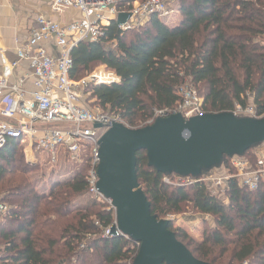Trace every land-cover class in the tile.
I'll list each match as a JSON object with an SVG mask.
<instances>
[{"label": "trees", "instance_id": "16d2710c", "mask_svg": "<svg viewBox=\"0 0 264 264\" xmlns=\"http://www.w3.org/2000/svg\"><path fill=\"white\" fill-rule=\"evenodd\" d=\"M175 1L177 24L153 16L143 27L121 32L113 23L98 42L80 43L70 53L71 79L81 80L95 65L112 70L119 83L91 86L89 97L133 129L146 127L153 110L173 107L186 81L202 99L203 114L251 104L264 117V0ZM38 169L25 161L19 142L0 150V202L8 208L0 224V264H133L138 250L130 242L102 236L113 214L89 198L87 167H56L45 192L32 178ZM136 175L157 221L181 214L185 205L212 219L201 242L168 227L194 259L264 264V187L250 192L231 180L224 203L198 182L163 183L172 175L148 167L143 151L136 154Z\"/></svg>", "mask_w": 264, "mask_h": 264}, {"label": "built area", "instance_id": "2783aa9c", "mask_svg": "<svg viewBox=\"0 0 264 264\" xmlns=\"http://www.w3.org/2000/svg\"><path fill=\"white\" fill-rule=\"evenodd\" d=\"M54 13L66 10L79 12L77 21L54 22L38 16L30 31L28 40L16 48V60L10 62L0 50V150L11 141L19 142L25 161L33 165L38 160L50 165L51 170L64 165L78 170L87 167L86 183L89 198L111 211L114 208L97 189V167L99 165V140L107 127L115 122L133 129L118 116L105 114L98 108L89 110L83 103V91L91 86H112L119 78L110 70L93 73L81 80L71 79V51L83 42L95 43L101 40L111 24L116 25L118 15L129 17L122 25H116L121 32L143 27L151 17L162 19L170 14L168 0H44ZM51 44L57 55H51L45 48ZM264 44V40H263ZM22 62L27 63L32 80V90L24 89L22 78L11 82L14 71ZM178 101L165 110H153L145 126L156 119L181 114L185 119L202 115V99L193 86L186 81L177 92ZM236 117L261 118L254 107H236ZM95 125L102 126L94 129ZM100 130H102L100 132ZM57 150H59L57 154ZM61 155V160L58 159ZM234 180L241 189L256 191L264 187V144L256 146L242 156H232L226 165L213 168L198 178L165 176L163 183L170 186H188L193 182L206 185L212 194L224 197L228 183ZM8 211L0 202V224ZM172 221L171 217L166 219ZM115 221L113 222V224ZM111 228V227H110ZM110 228L103 237L110 236ZM118 235V233H117ZM125 241L139 249V243L122 236Z\"/></svg>", "mask_w": 264, "mask_h": 264}, {"label": "water", "instance_id": "95a60500", "mask_svg": "<svg viewBox=\"0 0 264 264\" xmlns=\"http://www.w3.org/2000/svg\"><path fill=\"white\" fill-rule=\"evenodd\" d=\"M128 17L118 15L116 25ZM263 143L264 117H236L228 112L189 119L175 114L139 129L111 123L98 143L97 167V189L114 208L110 236H127L139 243L133 264H205L176 240L168 229L171 221L151 216L137 182L136 154L145 152L148 167L160 174L198 178L218 167L224 157L242 156Z\"/></svg>", "mask_w": 264, "mask_h": 264}, {"label": "crops", "instance_id": "0c3cea01", "mask_svg": "<svg viewBox=\"0 0 264 264\" xmlns=\"http://www.w3.org/2000/svg\"><path fill=\"white\" fill-rule=\"evenodd\" d=\"M38 16L58 23L77 21L80 18L79 12L75 10L51 12L44 0H0V50L8 61L16 60L15 50L28 40ZM178 20L176 19L174 24H177ZM45 46L51 55H57V50L51 44ZM29 75L27 63L22 62L14 71L11 82L25 78L24 89L31 91L32 80ZM0 108H2L1 104ZM2 120L0 118V121Z\"/></svg>", "mask_w": 264, "mask_h": 264}, {"label": "rangeland", "instance_id": "374dc122", "mask_svg": "<svg viewBox=\"0 0 264 264\" xmlns=\"http://www.w3.org/2000/svg\"><path fill=\"white\" fill-rule=\"evenodd\" d=\"M169 2V11H171L170 14L165 15L162 20L168 24L173 25L176 19L178 20V15L176 13V4L177 2L175 0H168ZM91 73H89L84 78L90 76L93 73H100L105 71H110L105 68L103 65H95L91 68ZM83 79V78H82ZM88 89H85L83 91V103L84 105L91 111H95L96 108H98L100 111H102L105 114H109L108 110H103L100 107H97L94 104V99H91L89 97ZM142 124H138L135 126V128L140 127ZM102 130H100L101 132ZM59 150H57L58 154ZM58 159L61 160V155H58ZM32 166H38L39 169L36 170L32 174V178L37 181L38 183V190L40 192H45L49 189L51 182L54 179V174L52 173V170L50 168V165L43 162V160H38L36 163H34ZM216 197V196H215ZM219 200L223 201L224 203L227 202V200L224 197H216ZM82 207H85L86 200L84 199L81 203ZM168 217H171V223L172 227L176 229H182L188 236H190L194 241L201 242L203 239V231L206 228H213L214 224L212 222V219L208 216L201 215L197 212H194L191 205H185L184 210L181 214L176 215H168L164 220L168 219Z\"/></svg>", "mask_w": 264, "mask_h": 264}]
</instances>
